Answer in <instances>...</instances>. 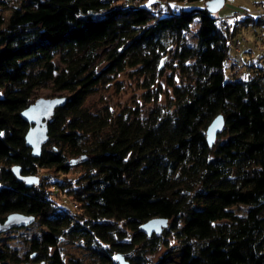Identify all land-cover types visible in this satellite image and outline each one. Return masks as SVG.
Masks as SVG:
<instances>
[{
  "label": "trees",
  "instance_id": "obj_1",
  "mask_svg": "<svg viewBox=\"0 0 264 264\" xmlns=\"http://www.w3.org/2000/svg\"><path fill=\"white\" fill-rule=\"evenodd\" d=\"M172 1L185 0H21L7 18L0 13V220L21 211L42 226L24 256L0 246V264H85L64 258L62 239L84 246L89 264H118V253H128L132 264H174L169 237L178 242L177 264H264L261 54L248 53L246 79H229L224 61L238 25L229 31L205 5L178 8ZM149 3L160 10L151 12ZM242 23L253 35L264 28V12H251ZM168 53L186 80L169 76L167 105L143 116L84 105L99 84L127 67L143 76L150 101V87L171 67ZM100 56L105 65L98 68ZM47 83L71 95L47 119V141L33 156L20 113ZM217 114L224 124L209 145L206 127ZM77 163L83 171L75 181L48 186L41 177L27 186L12 171L19 165L24 175L46 168L65 174ZM50 186L69 197L68 207ZM154 216L169 225L147 235L139 225ZM161 246L166 252L152 260Z\"/></svg>",
  "mask_w": 264,
  "mask_h": 264
},
{
  "label": "rangeland",
  "instance_id": "obj_2",
  "mask_svg": "<svg viewBox=\"0 0 264 264\" xmlns=\"http://www.w3.org/2000/svg\"><path fill=\"white\" fill-rule=\"evenodd\" d=\"M0 13H2L6 18L8 17L11 8L15 5H18L21 0H0ZM121 1V0H120ZM126 1V0H122ZM259 1V0H254ZM264 1V0H261ZM253 0H225L224 5L214 14L217 16L220 15H231L233 12L239 9L248 8L252 9ZM251 3V5H250ZM170 4L178 8H192L196 6L204 5L202 0L196 1H172ZM198 27V18L195 17L190 24V28L185 32L186 40L188 42L194 41V31ZM259 29L258 27H256ZM254 28L250 25L242 30V35L246 37H251V31ZM245 37V38H246ZM254 55H257V52H254ZM99 62L95 61V64L98 68L105 65V62L102 60V56L98 58ZM165 61L167 66L164 69L162 75H158L154 84L150 87V95H153L150 101H147L145 96L147 89L143 86L144 80L143 76L138 74L135 67H127L125 70L109 76V80L101 83L97 88L86 98L84 105L89 108L91 111H99L104 108L108 109L113 115H116L119 111L123 109L138 110L140 115H146L147 112L154 109L156 106H165L168 102V97L171 96V88L168 85V78L172 75L175 82L179 83L180 80H186L178 68L175 67L176 62L172 60L171 53L165 55ZM55 63L61 65L58 60V57H55ZM249 74L248 70H245L240 78L246 79ZM160 87V92L158 89ZM157 92V98L154 97V93ZM71 94L67 91H54L52 90L50 83L41 85L34 89L31 95V101L34 102L40 98H55L58 96H70ZM149 95V96H150ZM83 169L79 163L72 166L71 170L68 173H56L52 168L40 169L38 171V177H41L45 185L50 183L53 180H63L71 179L75 181L79 175H81ZM51 187V186H50ZM56 198L58 203H61L65 207H68L69 197L58 193H52ZM52 196V197H53ZM237 211L243 212L244 207L236 208ZM170 220L168 219L167 225L164 228H167ZM42 226L36 221H33L31 224L25 227H15L9 230H6L0 233V246L7 245L10 248H13L21 256H24L25 253L29 252V240L33 236H37L40 233ZM44 228V227H43ZM163 228V229H164ZM162 232V231H161ZM169 247L173 250L170 253V257L173 260L174 264H177L180 258V250L176 247L178 242L173 238L169 237ZM60 250L64 254V258L68 259L71 255L78 256L83 259L85 264L91 262L88 251L85 250V247L79 243H72L66 239H62L59 242ZM167 247L161 246L156 252L149 254V257L156 261L164 252H166ZM148 255V254H147ZM129 260V259H128ZM131 263V261L129 260ZM132 264V263H131Z\"/></svg>",
  "mask_w": 264,
  "mask_h": 264
},
{
  "label": "water",
  "instance_id": "obj_3",
  "mask_svg": "<svg viewBox=\"0 0 264 264\" xmlns=\"http://www.w3.org/2000/svg\"><path fill=\"white\" fill-rule=\"evenodd\" d=\"M225 3V0H205V8L210 13L217 12ZM64 96L55 98H40L31 102L20 113L21 117L28 123V129L25 133V144L30 147L31 154L38 156L41 152L42 145L47 141V119L52 114L57 106L65 103ZM224 124L222 114H217L206 127V139L211 145L216 138L217 133L221 130ZM12 171L17 179L25 182L30 186L39 181L37 175H24L20 173L19 165H13ZM35 220L33 214H27L21 211H11L7 213L3 220H0V233L15 228L28 226ZM168 218L163 216H154L144 221L139 225V229L147 235L152 233H160L167 225ZM128 253H118L115 258L118 264H131L127 259Z\"/></svg>",
  "mask_w": 264,
  "mask_h": 264
},
{
  "label": "built area",
  "instance_id": "obj_4",
  "mask_svg": "<svg viewBox=\"0 0 264 264\" xmlns=\"http://www.w3.org/2000/svg\"><path fill=\"white\" fill-rule=\"evenodd\" d=\"M142 0H131L133 5H141ZM148 8L151 12H157L160 10L159 5L156 3H149ZM251 12H256L261 14L264 12V1L253 2L252 9H241L239 11L233 12L231 15H220L218 16V22L222 24L223 27L228 28L232 31L236 24L238 25V33L234 36L232 41V51L231 54L225 59V75L229 79L236 78L245 71V61L248 57V53L254 55V52L261 54L260 61L264 65V28L260 31L254 33L251 37H246L242 35V30L245 29L242 21L244 18L251 14ZM167 14H169L167 12ZM246 37V38H245ZM255 55V56H257ZM52 193H60L55 187H51ZM70 204L73 208H77V203L70 200Z\"/></svg>",
  "mask_w": 264,
  "mask_h": 264
},
{
  "label": "crops",
  "instance_id": "obj_5",
  "mask_svg": "<svg viewBox=\"0 0 264 264\" xmlns=\"http://www.w3.org/2000/svg\"><path fill=\"white\" fill-rule=\"evenodd\" d=\"M254 1V0H253ZM259 1H261V0H259ZM250 5H251V3H250ZM252 7V6H251Z\"/></svg>",
  "mask_w": 264,
  "mask_h": 264
}]
</instances>
